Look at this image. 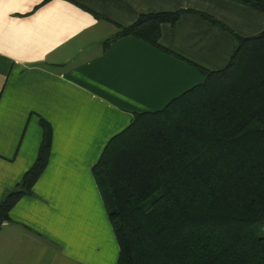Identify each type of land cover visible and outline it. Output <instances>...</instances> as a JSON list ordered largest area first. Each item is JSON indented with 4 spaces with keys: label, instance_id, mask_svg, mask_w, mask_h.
<instances>
[{
    "label": "crops",
    "instance_id": "1",
    "mask_svg": "<svg viewBox=\"0 0 264 264\" xmlns=\"http://www.w3.org/2000/svg\"><path fill=\"white\" fill-rule=\"evenodd\" d=\"M177 13L158 45L115 37L144 14ZM235 34L264 29L237 0H0V199L48 160L0 225V264H116L118 243L92 173L133 114L155 111L225 67Z\"/></svg>",
    "mask_w": 264,
    "mask_h": 264
},
{
    "label": "trees",
    "instance_id": "2",
    "mask_svg": "<svg viewBox=\"0 0 264 264\" xmlns=\"http://www.w3.org/2000/svg\"><path fill=\"white\" fill-rule=\"evenodd\" d=\"M264 11V0H237ZM224 68L108 139L92 173L118 243L116 264H264V29L235 34ZM177 13L144 14L115 37L158 45ZM0 199V225L46 166L50 141Z\"/></svg>",
    "mask_w": 264,
    "mask_h": 264
}]
</instances>
